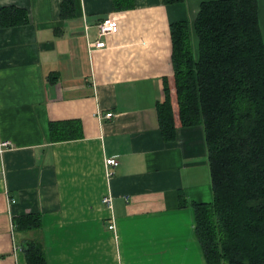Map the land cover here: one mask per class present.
<instances>
[{
    "label": "crops",
    "instance_id": "crops-1",
    "mask_svg": "<svg viewBox=\"0 0 264 264\" xmlns=\"http://www.w3.org/2000/svg\"><path fill=\"white\" fill-rule=\"evenodd\" d=\"M204 1L116 11L112 0H74L65 18L62 0H0L27 18L0 27V264H25L29 240L46 264H207L190 205L212 200L201 127L166 142L156 113L172 84L169 26L191 25ZM107 18L118 30L99 38ZM71 121L79 136L50 141V123ZM27 214L40 229L16 232Z\"/></svg>",
    "mask_w": 264,
    "mask_h": 264
},
{
    "label": "trees",
    "instance_id": "trees-1",
    "mask_svg": "<svg viewBox=\"0 0 264 264\" xmlns=\"http://www.w3.org/2000/svg\"><path fill=\"white\" fill-rule=\"evenodd\" d=\"M184 0H160L179 5ZM116 11L133 0H112ZM74 0H62L68 18ZM27 22L25 11L0 10V27ZM172 84L164 79V100L156 104L162 139L177 128L201 127L212 200L190 202L195 234L207 264H264V37L257 0L201 2L191 25L169 26ZM50 141L74 139L79 126L48 125ZM187 202L180 197V206ZM16 232L38 231V214L13 219ZM25 264H46L40 242L21 245Z\"/></svg>",
    "mask_w": 264,
    "mask_h": 264
},
{
    "label": "built area",
    "instance_id": "built-area-1",
    "mask_svg": "<svg viewBox=\"0 0 264 264\" xmlns=\"http://www.w3.org/2000/svg\"><path fill=\"white\" fill-rule=\"evenodd\" d=\"M97 30H98L97 31L98 37L102 38L103 36H106L108 34L116 33L118 30V25L114 19L107 18L98 23ZM103 46H104V42L101 39L93 44V47L95 48H100ZM111 116H112V113H106L104 115V117L106 118H109ZM3 145H6V143H3ZM105 163L106 165H111V166L117 165V161L115 158H109L106 160ZM103 202L108 204L109 203L108 198H104ZM109 228H111V226Z\"/></svg>",
    "mask_w": 264,
    "mask_h": 264
}]
</instances>
